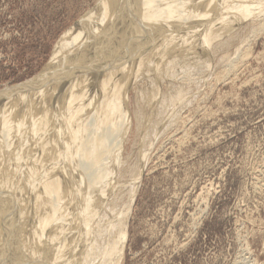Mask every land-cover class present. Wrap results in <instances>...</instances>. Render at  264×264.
<instances>
[{"label":"bare ground","instance_id":"bare-ground-1","mask_svg":"<svg viewBox=\"0 0 264 264\" xmlns=\"http://www.w3.org/2000/svg\"><path fill=\"white\" fill-rule=\"evenodd\" d=\"M100 3L41 73L0 91V264H120L143 147L176 122L218 47L264 28V0Z\"/></svg>","mask_w":264,"mask_h":264},{"label":"rangeland","instance_id":"rangeland-1","mask_svg":"<svg viewBox=\"0 0 264 264\" xmlns=\"http://www.w3.org/2000/svg\"><path fill=\"white\" fill-rule=\"evenodd\" d=\"M99 5L0 0V91L41 73L57 42ZM246 25L214 52L210 77L185 88L192 97L177 123L143 147L120 264H264V28ZM136 148L129 142L121 155Z\"/></svg>","mask_w":264,"mask_h":264}]
</instances>
